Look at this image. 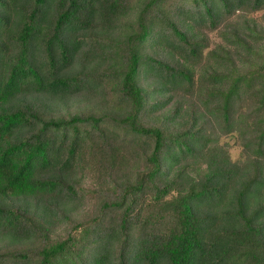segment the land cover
<instances>
[{"label": "trees", "instance_id": "trees-1", "mask_svg": "<svg viewBox=\"0 0 264 264\" xmlns=\"http://www.w3.org/2000/svg\"><path fill=\"white\" fill-rule=\"evenodd\" d=\"M261 11L0 0V264H264Z\"/></svg>", "mask_w": 264, "mask_h": 264}, {"label": "rangeland", "instance_id": "rangeland-1", "mask_svg": "<svg viewBox=\"0 0 264 264\" xmlns=\"http://www.w3.org/2000/svg\"><path fill=\"white\" fill-rule=\"evenodd\" d=\"M264 11H261L257 14H255V17L258 19V20H262V18L264 17ZM218 37H216L215 35H212V41H218ZM219 142L220 144H224L228 150V153H229V156L232 160H239L242 158V150H241V146H240V143L237 139V137L235 135H224V136H221L219 138ZM56 232L58 235L60 236H63L64 235V231H62V229H56ZM22 247H19V246H15L13 247V250L12 252H19L21 251Z\"/></svg>", "mask_w": 264, "mask_h": 264}]
</instances>
